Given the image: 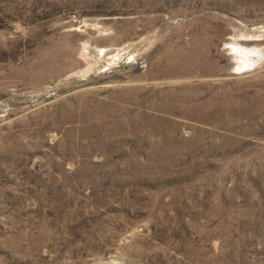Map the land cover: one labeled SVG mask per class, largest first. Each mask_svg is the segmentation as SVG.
<instances>
[{"label": "rangeland", "instance_id": "obj_1", "mask_svg": "<svg viewBox=\"0 0 264 264\" xmlns=\"http://www.w3.org/2000/svg\"><path fill=\"white\" fill-rule=\"evenodd\" d=\"M262 54L264 0H0V264H264Z\"/></svg>", "mask_w": 264, "mask_h": 264}, {"label": "bare ground", "instance_id": "obj_2", "mask_svg": "<svg viewBox=\"0 0 264 264\" xmlns=\"http://www.w3.org/2000/svg\"><path fill=\"white\" fill-rule=\"evenodd\" d=\"M231 47H232V46H231ZM243 47H244V46H243ZM233 48H235L234 45H233ZM236 48H237V47H236ZM236 48H235V49H236ZM239 48H240V47H239ZM242 50H243V49H242ZM240 51H241V50H240ZM240 51H239V53H240ZM262 55H264V54H262ZM242 58H243V57H242ZM242 58H241V59H242ZM243 59H244V61H243L244 63H243V64H248L247 66H249V64H250L251 61L253 60V58H252V57H249V56H246V57L243 58ZM257 59H258V58H257ZM252 62H253V61H252ZM245 66H246V65H245ZM250 66H251V65H250ZM240 69H241V68H240ZM103 264H117V263H110V262H109V263H103Z\"/></svg>", "mask_w": 264, "mask_h": 264}]
</instances>
